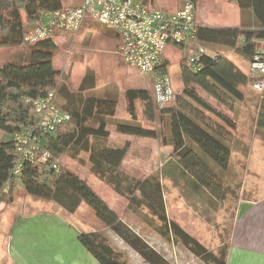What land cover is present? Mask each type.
Listing matches in <instances>:
<instances>
[{
  "label": "trees",
  "instance_id": "16d2710c",
  "mask_svg": "<svg viewBox=\"0 0 264 264\" xmlns=\"http://www.w3.org/2000/svg\"><path fill=\"white\" fill-rule=\"evenodd\" d=\"M65 1L0 0V48L18 49L23 46L24 33L39 21L44 12L62 9ZM188 1L196 6L197 0ZM234 1L242 12H252L255 26L240 29L197 25L196 39L204 48L206 44L221 45L249 64L257 47L256 41L264 40V0ZM177 48L181 51V93L175 95L172 103L159 108L152 102L148 90H127L126 112L130 121L117 123L115 130L123 135L159 140L163 146H170L173 155L186 164L197 160L219 176L218 169L227 171L232 151L239 148L234 135L236 122L228 112L233 113L235 106L243 101L237 86H246L252 79L225 55L206 53L201 58L200 70L190 71L185 66L182 47ZM55 49L57 47L51 39L41 41L28 46L26 62L0 65V202L12 201L9 196L12 185L20 182L27 194L52 201L67 213L73 214L81 204H85L100 223L111 229L148 264H168L133 233L83 180L60 163L64 155L79 161V156L86 154L89 172L125 198L128 210L145 208L160 222L156 227L160 236L171 242H181L205 264H225V253L214 255L177 224L168 221L159 175L140 180L118 169L129 145L112 148L106 144L109 137L107 118L114 116L116 101L84 96V92L95 87V79L91 75L84 76L76 92L64 84L60 85V73L53 66ZM197 90L216 105L199 95ZM49 93L54 94L55 104L70 115V121L42 139L41 150L47 151L49 158L42 162H24L19 180L15 181L11 175L17 159L12 136L33 123V102ZM136 101L141 104L143 119L154 124L159 117L163 131L158 132L139 123ZM161 173L165 174L163 170ZM78 241L99 264H125L97 232L81 233Z\"/></svg>",
  "mask_w": 264,
  "mask_h": 264
},
{
  "label": "rangeland",
  "instance_id": "374dc122",
  "mask_svg": "<svg viewBox=\"0 0 264 264\" xmlns=\"http://www.w3.org/2000/svg\"><path fill=\"white\" fill-rule=\"evenodd\" d=\"M176 2L177 0H151L149 6L166 10V8L168 9L169 6ZM203 2L204 0H197L196 3L197 21L203 26L215 28L216 25H207L204 16L214 19H218L219 16L215 11H209L210 9ZM72 5L70 0H66L64 7ZM85 27L77 37L75 34H69L70 36L67 35V37H63L64 39L56 40L57 49L54 50V65L59 69L60 85H63V75L68 73L69 77H71L75 66L76 73L72 76V84L67 85V88L72 92L77 90L76 84L79 82L78 76H80L81 71L84 73L85 69L88 68L97 76L99 85L105 83L107 79L114 78L116 74H125L128 76L125 80L128 86L146 88L151 94L152 84L148 75H140L133 70L129 71L124 65L117 64L118 56L113 52V47L117 42L115 33L100 24H87ZM27 50L28 46L24 45L18 49L0 48V65L26 62ZM205 50L211 56L225 55L242 73L248 75V64L234 52L226 51L225 47L213 44H206ZM166 56L169 60L168 74L172 88L174 93L178 95L183 87L179 65L181 51L177 47L168 46ZM216 69L220 71L218 68ZM237 87L245 94L247 101L243 107L247 110L242 113V116L240 111H238L234 119L238 123L235 139L239 148H235L230 155L229 169L227 171L218 169V176L197 160L186 164L185 161L173 155L178 165L193 177L192 179L198 182L204 191L212 196H210V201L206 200L201 189L193 193L190 192L189 183L186 180L180 177L170 180L161 174L162 165L171 157L172 149L164 147L159 140L131 138L132 141L129 142L130 149L122 164L124 169L122 171L136 179L142 180L150 176L159 175L163 200L168 203L167 219L174 222L177 221L191 237L217 256L224 254L228 248L230 222L233 218L236 203H239L241 199L264 197V124L261 126V122L264 119V99H262L264 90L262 92L255 91L251 89V84L246 86L238 85ZM197 91L199 95L215 105L214 101L207 98L201 91ZM135 105L136 118L142 126L151 127L158 132L164 130L159 117H156L154 124H148L143 119L139 101H136ZM123 109L122 104L117 106L118 116H121ZM123 116L127 117L124 112ZM257 121L260 126L255 127V122L257 123ZM115 127V124H113L108 126L107 129L110 131L111 140L120 142V136L119 133L117 134ZM107 142L108 140L106 144ZM60 163L70 172H77L79 174L78 177L81 180H85L87 185L89 182V185L95 184V186L93 185L94 190L98 191L109 202L111 207L107 204L108 207L119 215V219L168 264H205L192 255L181 242H171L160 236L156 230L160 222L150 216L145 208L128 210L125 198L117 195L97 177L91 176L86 154H81L79 161H74L64 155L60 158ZM201 172L204 176L199 174ZM99 185L101 186L99 187ZM107 188L109 189L107 190L108 192L105 190ZM12 191L9 194L12 197V201L6 200L8 206L0 210V258L2 261L5 260V245L8 236H10V227L12 225L16 228H21L26 225L23 221L24 215L34 214L39 211L53 214L64 213L63 215H67L54 202L27 194L20 182H14ZM104 191L112 197V193H114L116 195L113 198L114 200L107 196ZM12 202L14 203L9 205ZM203 203L206 205H202ZM25 206H29V211ZM80 207L83 211L79 213L78 217L83 224L82 229L87 232L99 233L101 240L111 247L125 264H148L136 251L115 235L111 229L100 223L90 208L85 204H81ZM16 213H18V216H14ZM67 220L74 224L69 216ZM66 239L68 238L65 235L61 238L62 241Z\"/></svg>",
  "mask_w": 264,
  "mask_h": 264
},
{
  "label": "built area",
  "instance_id": "2783aa9c",
  "mask_svg": "<svg viewBox=\"0 0 264 264\" xmlns=\"http://www.w3.org/2000/svg\"><path fill=\"white\" fill-rule=\"evenodd\" d=\"M78 4L44 12L22 39L24 46L50 40L57 32L77 33L83 23H97L111 29L119 39L118 55L125 67L149 76L151 98L156 107L172 103L175 93L168 74V46L182 47L185 66L193 72L201 68L206 54L196 39L197 23L194 2L185 0L172 12L156 9L141 0H77ZM257 47L248 67L252 87L264 90V40ZM33 123L12 136L17 157L11 175L19 180L24 162H42L49 158L41 150L45 135L70 121V115L59 108L54 94L33 102ZM6 192V188L4 189Z\"/></svg>",
  "mask_w": 264,
  "mask_h": 264
},
{
  "label": "crops",
  "instance_id": "0c3cea01",
  "mask_svg": "<svg viewBox=\"0 0 264 264\" xmlns=\"http://www.w3.org/2000/svg\"><path fill=\"white\" fill-rule=\"evenodd\" d=\"M183 2L184 0H177L175 4L169 6L168 9L166 8L165 11L168 12L175 11L183 5ZM70 3L76 5L78 4V1L70 0ZM203 3H206L207 7L210 9L209 11L213 10L219 16L218 19H214L212 17L207 18L204 16L207 25H216L215 28H240V29H251L255 26V19L252 12L251 11L242 12L234 0H224V1L204 0ZM156 9H161V8H156ZM195 20L198 25L202 27H208V26H203L201 23L197 21V5L195 10ZM87 24H97V23H83L80 29L78 30V32L74 33L76 37L83 31V28H86L85 26ZM87 30L89 31V29ZM69 34H73V33L57 32L55 33L54 37L51 40L56 45L57 39L59 40L64 39L63 37H67V35L70 36ZM86 34H88V32H86ZM114 35L117 42L113 47V52L118 56L116 61L117 64L119 63L118 65L122 66L123 63L117 52L119 46V39L116 34ZM53 66L56 70L59 71V69L56 68L54 65V58H53ZM129 71L131 70L129 69ZM75 73H76V67L74 66L71 77H69L68 73H65L63 75V84L69 86V84L71 83L72 76ZM86 75H91L94 77L95 87L93 89L84 92L85 97L113 99L116 101L115 114L114 116L107 118V127L113 124L116 125L119 122L130 121V117L126 112L125 92L131 89H145V90L147 89L139 86H135V87L128 86V84L125 82L128 76H126L125 74H116L114 78L107 79L105 83L99 85L97 82V76H95V74L92 71H90L88 68L85 69L84 73L83 71H81L80 76H78L79 82L76 84L77 85L76 89H78L81 80ZM76 85H72V86H76ZM237 89L243 95V101L239 103V105L237 104L235 106V110L233 113L228 112V115L230 117H233L234 119L236 118L238 111H240V115L242 116L243 115L242 113H244L247 110L244 109L243 107V105L247 101L245 94L239 88ZM251 89L254 88L252 87ZM119 104H122L124 108L123 112L125 115H127V117L123 116V112L121 116L117 115V106ZM262 112H263V108H262ZM262 112L260 113V116ZM263 124H264V119L261 122V126H263ZM236 126L238 128L237 122H236ZM258 126L260 125L259 122L257 121V123L255 122V127ZM108 132H109V137L107 144H109V146L112 148L121 147L125 144L129 145V142L132 141L131 138H137L133 136L119 134L120 142H116V141L113 142L111 140L110 131L108 130ZM164 147H169L170 149H172L170 146H164ZM129 149H130V145H129ZM173 157L174 156L172 151L171 157L167 161H165L164 164L162 165L161 171L162 170L164 171L165 173L164 177H167L170 180H175L176 177L177 178L180 177L181 179L186 180L189 183L190 192L193 193L201 189L202 194H204L206 200L210 201L212 196L208 194L206 191H204L202 187L199 185V183L196 182L194 179H192L193 177H191L181 166H179ZM123 161L118 168L120 171L124 170L122 168ZM73 174H75L76 176L79 175L77 172ZM199 174L201 176H204L202 172ZM83 181L85 182V180ZM85 183L87 184V182ZM93 185L95 186V184L92 183L91 185H89V187L91 189L93 188L94 190L95 188L93 187ZM100 186L101 185H99V187ZM105 190L107 191L109 189L107 188ZM6 191H7V187H6ZM95 192L106 204H109V202L98 191ZM107 192L104 191V193H106V195L111 197L112 199L114 198V196H116L114 195V193H112L113 194L112 197ZM13 203L14 202L9 203V205H12ZM202 205L205 206L206 204L203 203ZM7 206L8 204L7 202H5V200L0 202V210L5 209ZM164 207H165V214L167 217L169 211L168 203L164 202ZM25 208L28 209L29 211V206H25ZM80 208L81 207H79L77 211L74 212L73 214L67 213L63 210V212H65V214L67 215H63L64 213L53 214L50 212H43V211L41 212L39 211L34 214L24 215L23 221L26 223V225L23 224L24 226L22 225L23 227L21 228H16L12 225L10 227V236H8L5 245L6 247L5 255H4L5 260L2 261L0 258V264H99L95 260V258L78 241V236L81 233H87L86 230L82 229L83 224L80 221V218L78 217L79 213L83 211ZM14 216H18V213H16ZM68 216L72 218L74 224H72L71 221L67 220ZM168 221L170 220L168 219ZM174 223L184 230V228H182L180 224L177 223V221ZM230 223H231V228L228 238V248L225 252V264H264V197H260L258 199H253V198L241 199L239 203H236L233 213V218ZM184 231L186 232V230ZM63 235L67 236L68 239L62 241L61 238L63 237Z\"/></svg>",
  "mask_w": 264,
  "mask_h": 264
}]
</instances>
